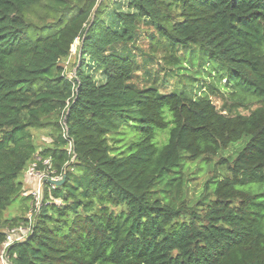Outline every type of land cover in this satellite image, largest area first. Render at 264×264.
Segmentation results:
<instances>
[{"label":"trees","instance_id":"obj_1","mask_svg":"<svg viewBox=\"0 0 264 264\" xmlns=\"http://www.w3.org/2000/svg\"><path fill=\"white\" fill-rule=\"evenodd\" d=\"M103 1L0 0V244L27 221L26 167L50 157L66 174L45 184L10 264H264V189L238 188L264 185V0ZM128 122L137 139L112 153L107 135ZM155 129H167L161 145ZM244 136L217 160L227 175L190 197L185 164Z\"/></svg>","mask_w":264,"mask_h":264},{"label":"rangeland","instance_id":"obj_2","mask_svg":"<svg viewBox=\"0 0 264 264\" xmlns=\"http://www.w3.org/2000/svg\"><path fill=\"white\" fill-rule=\"evenodd\" d=\"M107 2H108V0H104L103 4L100 5V8H103L104 4H106ZM98 3H99V1H98ZM111 5L112 4H110V6ZM96 6H97V4H96ZM96 6L94 7L93 12L95 11ZM43 12H44L43 6L37 7L36 11L31 16L33 23L40 24L38 17L40 15H42ZM79 45H80V40L76 39L74 44L71 47L69 58L67 60H64L61 62V65L63 66V68L67 72L68 76H72L74 73L73 72L74 68H72L73 66L71 64L76 60L77 49L79 48ZM192 61L194 62V70L197 71L196 75H195L196 78H200V81L203 82L204 80L201 79V77L203 76L204 79H205V77H207V76H205L207 73V62L202 66V70L199 72L200 64L203 63L202 60L200 59L199 56H193ZM91 69H94V67H92ZM93 73L96 76L100 75V73L95 71V70H93ZM213 73L214 72L212 71L211 74L213 75ZM144 78L145 77H143V76L141 77V80L143 81V83L149 84L151 79H147V78L144 79ZM177 79H178L177 77L173 78V82H172L170 87L175 86ZM224 83H225V80L223 79L221 81V84H224ZM163 86H165V84ZM177 87L180 89V87H182V84L179 83L177 85ZM169 89H167V90H169ZM226 90L227 89H225L224 91L226 92ZM202 91H203V89L199 90V93H201ZM135 125L136 124L134 122L125 123L118 132L109 133L107 135L108 142L110 143L112 153L119 151L121 148L126 147L130 141L137 139L138 133H137V130L133 127ZM155 133H156V136L154 137V140H153L155 144L161 145L167 140V129H165V130L155 129ZM33 134L37 140V144L41 145L43 142H49L50 141V138L45 135L43 130L36 129L33 131ZM160 137L162 139H160ZM247 140H248V136H244V137L240 138L239 140L230 143L227 148L221 149L217 153L216 157H214L213 160L210 161L209 163H205L202 160H196L192 163L185 164V166H184V169L186 172L185 179H186V184H187V188H188L187 192H188L189 196L193 197V198L196 197L199 194L200 189L203 187L204 181H206V180L215 181L217 179H221V178L225 177L227 175V169L224 165H218L217 160L219 158L233 159L235 157L236 153L246 144ZM67 150H68V146H67ZM70 161H73L72 157H71ZM20 180H21L22 185H23L22 196H25V197L30 196V195H28L27 192L31 191V189H32L31 178L29 176L27 177L23 174L20 176ZM238 188L239 189L258 188V189L262 190V189H264V185L248 184V185H244V186H239ZM22 196L17 197L10 204V206L4 211L3 215L5 217H9L11 215L16 214L17 212L18 213L21 212V209H23V206L25 205V200H23ZM30 200L31 199H29L28 202H30Z\"/></svg>","mask_w":264,"mask_h":264},{"label":"built area","instance_id":"obj_3","mask_svg":"<svg viewBox=\"0 0 264 264\" xmlns=\"http://www.w3.org/2000/svg\"><path fill=\"white\" fill-rule=\"evenodd\" d=\"M64 122H62L63 124ZM65 132V127H63ZM68 152H71V144L68 143ZM74 159V156H72ZM36 160L40 158H35L32 163H30L25 171L24 175L29 176L32 180V189L28 191V195L31 196L29 202V209L26 212V222L12 226L5 230V238L0 244V264H10L8 250L13 243L24 241L28 238L32 232V227L34 225V217L39 211L42 202L44 201V187L47 184V188H54L55 185L53 181L60 180L63 176L62 173H57L53 168H51V159L46 158L43 160V164L46 165L43 169L36 168ZM30 181V180H29Z\"/></svg>","mask_w":264,"mask_h":264},{"label":"water","instance_id":"obj_4","mask_svg":"<svg viewBox=\"0 0 264 264\" xmlns=\"http://www.w3.org/2000/svg\"><path fill=\"white\" fill-rule=\"evenodd\" d=\"M65 178H66V174H63L62 178L60 180H55L53 181V183L57 186H60L63 184V182L65 181Z\"/></svg>","mask_w":264,"mask_h":264}]
</instances>
